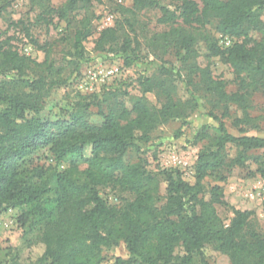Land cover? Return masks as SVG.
Here are the masks:
<instances>
[{
	"label": "trees",
	"instance_id": "obj_1",
	"mask_svg": "<svg viewBox=\"0 0 264 264\" xmlns=\"http://www.w3.org/2000/svg\"><path fill=\"white\" fill-rule=\"evenodd\" d=\"M67 2L60 9L49 7L50 13L66 19L78 3L83 8L101 0ZM153 6H157L155 0H134L137 9ZM160 10L158 22L167 25L168 30L153 34L147 45L152 47L150 54L163 62L160 77H141L140 96H129L119 88L103 90L99 96L89 95L97 106L106 95L120 96L118 115L110 110L103 115L101 127L85 124L81 132L73 129L80 122L75 114L68 124L42 122L38 117L40 93L47 86L66 82L60 71L52 69L46 60L39 65L15 50L0 47V211L11 209L18 223L21 218L26 221L34 217L42 226L38 240L44 252L33 264H101L102 250L121 243L128 256L117 257L113 264H193L195 259L209 264L208 249L227 255L231 264H264V237L247 228L250 213L234 211V218L225 227L215 209V205L224 204L222 188L213 186L205 193L202 184L226 167L249 169L254 165L251 174L264 179V159L257 154L264 149V137L246 134L259 128L257 119L248 114L249 96L264 93V42L251 36L264 32V0H180L175 11L165 7ZM213 21L217 22L216 33L230 40L228 47L220 45L219 38L200 32V26ZM88 22L85 20L73 33L72 49L77 58L74 72L85 60L83 43L91 35ZM124 22L129 24L128 19ZM116 33L114 26L102 29L94 50L112 52L118 41ZM200 44L206 58L220 57L233 68L246 90L244 94H227L207 69L193 66L182 79L188 97L174 99V76L164 66L162 56L174 52L184 65L198 54ZM135 45L132 48L124 39L116 51L126 55V65L139 59L136 50L140 43L135 40ZM41 67L44 70L37 71ZM195 71L199 72L197 83L190 75ZM198 92L213 109L223 107V116L228 115L229 104L240 108L243 116L233 123L239 135L229 133L220 121L215 135L206 129L199 131L193 144H205L192 166L194 183L189 184L178 168L162 169L159 175L166 184L162 197L157 175L140 162L131 164L125 155L136 142H149L158 127L175 120L186 121L199 107ZM146 94H155L160 106L149 102ZM81 97L87 99V95ZM209 116L218 120L212 112ZM85 147L90 148L87 156ZM43 149L53 163L46 169L38 165L17 171L13 166ZM68 158L74 159L62 167ZM78 160L86 165L82 171ZM105 187L130 193L134 199L110 204L99 194V189ZM179 247L181 256L175 254Z\"/></svg>",
	"mask_w": 264,
	"mask_h": 264
},
{
	"label": "rangeland",
	"instance_id": "obj_2",
	"mask_svg": "<svg viewBox=\"0 0 264 264\" xmlns=\"http://www.w3.org/2000/svg\"><path fill=\"white\" fill-rule=\"evenodd\" d=\"M3 1V0H0ZM157 6L143 9L134 8V0H101L81 8L80 3L68 12L66 19H59L54 13H50L49 7L60 9L67 5V0H4L0 10V47L17 51L20 55L29 57L35 63L41 65L45 60L52 69L60 71L61 77L66 79L64 85L45 87L42 94L39 118L42 122L62 121L67 124L72 120V115L80 117L79 124L73 127L77 132L82 131V126L87 124L101 127L104 124L103 115L112 110L118 115L116 107L121 97L106 95L104 101L93 104L89 95H101L103 90L119 88L120 91H127L129 96H140L139 79L141 77L159 78V68L163 63L150 54L152 47L149 39L153 34L168 30L167 25L158 22L162 16L161 7L169 11H175L180 0H155ZM6 2V3H5ZM112 15L110 25L105 26V18ZM128 19L129 24L124 22ZM264 20V11L262 13ZM85 20H89L91 35L84 41L83 56L85 60L79 64L78 70L73 71L76 56L72 49V37ZM120 24V25H119ZM217 22L199 27L201 33L219 38L215 31ZM116 27L118 41L113 46L112 52L94 50L95 42L99 32L107 27ZM195 26V25H194ZM29 35V36H28ZM255 41L264 42V32L251 35ZM30 37V38H29ZM128 39L131 47H136L135 40L140 43L136 50L139 59L131 65L125 64L126 55L116 52L122 41ZM149 47V48H147ZM109 46L106 47L108 49ZM151 50V51H150ZM198 54L192 56L186 64L173 53L162 56L166 63L164 66L174 76V99H186L188 94L182 79L190 73V67L207 69L214 81L223 84L227 94L242 95L246 92L240 83V77L235 74L229 64L223 62L220 57L206 58L204 46H198ZM157 55L161 56L159 49ZM44 70V67L37 71ZM110 71L113 73L109 74ZM180 72V77L179 73ZM90 73L96 74L97 78L89 77ZM194 83L199 81V72L190 74ZM30 78H33L31 76ZM88 83L89 86H85ZM83 85V87H81ZM92 85V89L90 86ZM87 95V99L81 96ZM199 107L186 120H175L167 125L158 127L150 136L149 142H136L130 148L125 159L131 164L141 163L146 170L157 175L159 180V194L165 196L166 184L159 175L160 171L169 168L170 154L174 153L185 161L186 166L183 176L189 184L195 179L192 175V166L195 163L197 154L205 142L193 144V138L202 129H206L211 136L215 135L219 121L223 123L226 130L239 135L237 128L233 126L234 120L241 118L242 111L236 104H229L228 115L223 116V107L213 109L208 99L202 98V93L195 94ZM146 99L157 107L160 101L155 94H146ZM251 108L248 114L256 118L259 125L257 130L248 131L249 136L264 137V93L256 92L249 96ZM213 113L218 120L209 116ZM102 113V114H101ZM30 117L31 114L28 113ZM130 118H133L131 116ZM129 118V119H130ZM178 133H180L179 136ZM90 153V148H84V155ZM233 154V153H231ZM264 159V149L257 152ZM46 150H41L37 155L29 159L17 161L13 164L17 171L29 170L35 166H42L46 169L52 161L45 157ZM74 158H68L62 167L69 165ZM79 171L86 168V165L77 162ZM61 167V168H62ZM255 166L249 169L239 167L223 168L214 177H207L202 182L205 193L213 186H219L223 190V205H215L216 212L227 227L234 218V211H247L250 213L247 228L264 237V179L251 174ZM52 172L49 169V173ZM223 178V179H221ZM52 185V182L51 184ZM100 196L110 204L120 205L125 201H132L134 196L130 193L111 190L109 187L99 189ZM250 194L253 198H250ZM51 195V194H50ZM49 195V196H50ZM164 202V199L162 200ZM31 217L26 221L16 222V216L7 215L0 211V264H33L44 252V245L38 240L42 226ZM6 224V225H5ZM175 254L182 255V248H177ZM207 261L209 264H231L227 255L207 250ZM127 251L121 243L117 247L103 249L101 264H113L117 257L126 259ZM193 264H200L198 259Z\"/></svg>",
	"mask_w": 264,
	"mask_h": 264
},
{
	"label": "built area",
	"instance_id": "obj_3",
	"mask_svg": "<svg viewBox=\"0 0 264 264\" xmlns=\"http://www.w3.org/2000/svg\"><path fill=\"white\" fill-rule=\"evenodd\" d=\"M117 2L121 3V0H117ZM112 20H113L112 15H107L106 18H105L104 25L105 26L110 25ZM219 43L223 47H228L231 44L229 39L223 38L222 36L219 37ZM111 73H113V71H110L108 73V75L111 74ZM96 76L97 75L93 74V73H90V75H89V77L92 78V79H96L97 78ZM85 86H89V84L85 83ZM81 87H83V85H81ZM90 89H92V85L90 86ZM168 164H169L170 167H174V168H178V169L182 168V170H185L186 166H188L185 161H182L181 159H179V157L177 155H175L174 153L170 154L169 163ZM250 198H253L252 194H250ZM7 215L12 216L13 215V211L11 209H9L7 211Z\"/></svg>",
	"mask_w": 264,
	"mask_h": 264
}]
</instances>
